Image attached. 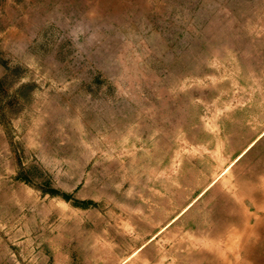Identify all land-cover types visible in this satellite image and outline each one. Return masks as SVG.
<instances>
[{
	"label": "rangeland",
	"instance_id": "374dc122",
	"mask_svg": "<svg viewBox=\"0 0 264 264\" xmlns=\"http://www.w3.org/2000/svg\"><path fill=\"white\" fill-rule=\"evenodd\" d=\"M263 129L264 0H0V264H264Z\"/></svg>",
	"mask_w": 264,
	"mask_h": 264
},
{
	"label": "crops",
	"instance_id": "0c3cea01",
	"mask_svg": "<svg viewBox=\"0 0 264 264\" xmlns=\"http://www.w3.org/2000/svg\"><path fill=\"white\" fill-rule=\"evenodd\" d=\"M264 133V129L258 133L257 135L253 136L248 143H246L244 146H241L239 147L237 150H235L234 152H230L228 154H226V157H224V161L223 162H220L216 165H214V170L211 172L208 170L207 174H205V182L202 183L199 187H197V190L198 192L195 194L194 198H198L200 197L202 194H204L217 180L220 176L222 175H225L229 172L232 171V169L236 166V164L238 163V161L244 156L246 150H248L249 146L253 145L255 143V141ZM71 198H72V195H71ZM70 198V200H71ZM74 200H78V199H74ZM73 200V201H74ZM82 200V199H81ZM83 200H89V199H83ZM190 205V203H188ZM186 204L184 206L187 207ZM88 206L86 207H75V209L77 210H81V212L85 209V210H88L89 207L87 208ZM184 210V209H183ZM182 210V211H183ZM178 218V211H176L174 214L170 215L169 218L167 220H165L164 223L156 226L155 225V229H156V232H154V234H152L149 238V240L151 238H153L159 231H161L163 228H165L169 223H171L172 221L176 220ZM107 224L109 226H111V232L113 233V235H108L107 234V231L103 228L101 229H97L100 233H96V232H93V234L89 235L90 232L87 233V237L88 238H95L96 240H101L104 236L105 239H109V237H114L116 236L117 234V229L115 231V227H116V223H113V224H110L109 222H107ZM114 229V230H113ZM143 246V243L140 244L138 247H137V250ZM101 257V256H99ZM97 258V256L92 260L94 261V264H100L101 261L103 260L102 258ZM124 262V260L122 262H119L117 263V261L114 263V264H122Z\"/></svg>",
	"mask_w": 264,
	"mask_h": 264
},
{
	"label": "trees",
	"instance_id": "16d2710c",
	"mask_svg": "<svg viewBox=\"0 0 264 264\" xmlns=\"http://www.w3.org/2000/svg\"><path fill=\"white\" fill-rule=\"evenodd\" d=\"M51 193H58L55 189H50ZM62 198L65 200H70L71 198V194L69 193H62L61 194ZM94 202L91 200H74L72 201V205L77 206V207H86V206H90L93 205Z\"/></svg>",
	"mask_w": 264,
	"mask_h": 264
},
{
	"label": "bare ground",
	"instance_id": "6f19581e",
	"mask_svg": "<svg viewBox=\"0 0 264 264\" xmlns=\"http://www.w3.org/2000/svg\"><path fill=\"white\" fill-rule=\"evenodd\" d=\"M249 147H250V146H249ZM249 244H250V243H249ZM253 245H254V244H253ZM261 245H262V244H261ZM249 246L251 247V244H250ZM247 248H249V247L247 246ZM247 248H246V249H247ZM253 248H254V247H253ZM251 250H252V253H253L254 249L251 248ZM249 252H250V251H249ZM247 254L250 255V253H248V250H247ZM259 257H260V256H259ZM257 259H258V258H257ZM226 261H227V262H226ZM226 261L223 259V261H221V264H231V261H229V260H226Z\"/></svg>",
	"mask_w": 264,
	"mask_h": 264
}]
</instances>
